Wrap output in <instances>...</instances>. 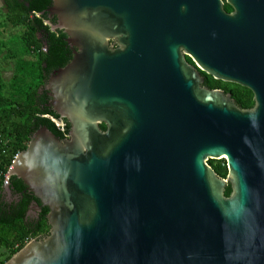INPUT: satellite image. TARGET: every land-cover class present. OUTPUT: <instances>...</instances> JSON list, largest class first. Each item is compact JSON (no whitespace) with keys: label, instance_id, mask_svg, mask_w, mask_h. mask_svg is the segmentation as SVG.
I'll return each mask as SVG.
<instances>
[{"label":"water","instance_id":"water-1","mask_svg":"<svg viewBox=\"0 0 264 264\" xmlns=\"http://www.w3.org/2000/svg\"><path fill=\"white\" fill-rule=\"evenodd\" d=\"M226 2L53 0L76 50L46 89L70 132L42 126L13 160L50 231L5 264H264V0Z\"/></svg>","mask_w":264,"mask_h":264},{"label":"trees","instance_id":"trees-1","mask_svg":"<svg viewBox=\"0 0 264 264\" xmlns=\"http://www.w3.org/2000/svg\"><path fill=\"white\" fill-rule=\"evenodd\" d=\"M52 4L53 0H0V264L50 231L48 207L34 218L28 215L33 200H39L21 179L12 176L11 194L6 191L5 176L16 154L27 148L42 126L63 140L70 132L69 123L58 126L53 120L55 111L43 107L40 92L50 72L68 64L70 53L67 34L52 28L56 20H50L46 12ZM225 9L232 11L228 3ZM208 76L210 88L230 92L239 107L250 109L255 105L250 89ZM102 128L106 126L102 124ZM208 163L220 177H227L225 159H210ZM231 193L228 185L225 195Z\"/></svg>","mask_w":264,"mask_h":264},{"label":"flooded vegetation","instance_id":"flooded-vegetation-1","mask_svg":"<svg viewBox=\"0 0 264 264\" xmlns=\"http://www.w3.org/2000/svg\"><path fill=\"white\" fill-rule=\"evenodd\" d=\"M225 1V3H227L226 2V0H224ZM232 7V6H231ZM234 11V9H233V7H232V11H228V12H233ZM49 19L50 20H56V22H55V24H57V18H56V16H51V17H49ZM57 30H59V29H57ZM67 40V39H66ZM67 42H68V40H67ZM161 46V45H160ZM67 48H68V50L70 51V53L68 54V57H69V60H68V63L69 62H71L72 61V59H73V57H74V52H75V50H76V47H73V46H71L70 44H69V42H68V46H67ZM160 49H162L163 47L161 46V47H159ZM181 55L186 59V61L189 63V64H191L192 66H195V68L199 71V73H200V75H201V77H203V86H207V87H209L210 88V84H209V82H210V80H209V76H208V74L207 73H205L204 71H202L199 67H197V65L195 64V62L193 61V59H192V57H190V55L182 48V50H181ZM67 65V64H66ZM60 69V68H59ZM59 69H55V70H53L52 72H50V74H49V76H48V79H47V82L49 81V78L51 77V75L53 74V73H55L57 70H59ZM157 79L160 81V82H165L166 80H165V76L164 75H157ZM213 77V76H212ZM47 82L44 84V86H43V88L41 89V93H42V95H43V102L45 103V105H43V107L44 108H48V109H50V110H54V105H53V103H52V101H53V98L49 95L50 94V92L46 89V85H47ZM210 89H221V90H223L225 93H230V92H226L224 89H222V88H210ZM44 93H45V95H44ZM231 94V93H230ZM253 98H254V95H253ZM254 102H255V100H254ZM55 111V110H54ZM55 113L57 114V117H54L56 120H59V121H62L64 124H66V123H69L70 124V122H69V120L67 119V118H65V117H63V116H61L60 114H58L56 111H55ZM7 191V190H6ZM25 192V191H24ZM7 193L10 195L11 194V189L10 190H8L7 191ZM37 200H33V202H32V204H31V206H30V210H29V213H28V215L29 216H31L32 218H34V217H36V216H38L39 215V212L40 211H38V210H36L33 206L35 205V202H36Z\"/></svg>","mask_w":264,"mask_h":264},{"label":"built area","instance_id":"built-area-1","mask_svg":"<svg viewBox=\"0 0 264 264\" xmlns=\"http://www.w3.org/2000/svg\"><path fill=\"white\" fill-rule=\"evenodd\" d=\"M53 120L56 122L55 118H53ZM56 123H57V125L60 126V127L64 126V125L59 124L58 122H56ZM16 155H17V154H16ZM15 157H16V156H15ZM4 183H5V186L10 184V178H9V175H8V174L5 176V182H4Z\"/></svg>","mask_w":264,"mask_h":264}]
</instances>
